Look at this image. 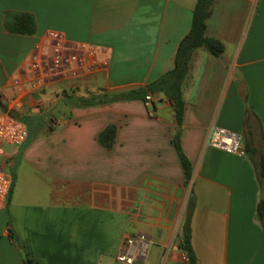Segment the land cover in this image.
I'll return each instance as SVG.
<instances>
[{"label":"crops","instance_id":"1","mask_svg":"<svg viewBox=\"0 0 264 264\" xmlns=\"http://www.w3.org/2000/svg\"><path fill=\"white\" fill-rule=\"evenodd\" d=\"M197 1L0 0V96L7 110L17 101L33 108L42 96L50 105L61 101L54 128L49 114L18 117L29 137L0 160L10 176L15 170L13 192L0 210V264H25V255L34 264H121L124 243L138 235L151 248L136 264H188L180 244L192 198L199 264H264L258 211L264 191L254 163L244 144L238 153L210 146L217 128L244 138L257 126L256 145L263 147L264 0L216 2L206 36L225 51L220 57L204 47L194 52L182 127L163 94L152 95L149 105L132 100L86 108L63 95L52 99L68 89L77 98L128 93L172 71ZM20 14L34 16V35L6 30ZM50 31L96 48L98 67L82 79L32 91L16 80ZM109 126L117 128L111 149L100 143ZM177 133L192 164L189 182L173 144Z\"/></svg>","mask_w":264,"mask_h":264},{"label":"trees","instance_id":"2","mask_svg":"<svg viewBox=\"0 0 264 264\" xmlns=\"http://www.w3.org/2000/svg\"><path fill=\"white\" fill-rule=\"evenodd\" d=\"M218 0H198L196 8L193 13L192 26L189 34L181 42L175 61V68L161 76L156 81L149 84L146 88L123 93V94H108L102 93L99 95H91L85 98H77L74 96H67L68 101L72 102L76 107H95L107 104H112L122 101L132 100H146L148 95L163 94L167 97L173 106L177 125L182 127L184 114L186 110V103L184 99V84L189 76L190 62L194 52L202 47L206 48L213 56L220 57L223 55L225 48L219 40L208 38L206 36L207 24L210 19L213 8ZM6 30L12 34L32 36L36 33L37 24L34 16L30 14H20L13 18V21L6 24ZM0 110L5 111L6 107L0 96ZM23 120V119H22ZM24 121V120H23ZM247 125L249 126V117L247 118ZM116 126H109L101 135L100 143L107 149H111L116 140ZM248 135L253 138L254 131L249 127ZM248 140L245 144V152L254 163L259 182L264 188V138L262 137L263 147L255 144L253 139ZM173 144L178 152L182 166L184 168L187 181L192 177V164L183 152L180 143V133L174 136ZM12 189L13 192L15 182V170H11ZM195 209V199L189 201L185 220L182 225L181 244L180 248L188 257V264H199L197 256L192 246V228L191 221L193 211ZM259 214L264 218V198L258 207ZM19 244L18 239L13 237ZM20 245V244H19ZM21 247V245H20ZM25 264H34V262L27 256H24Z\"/></svg>","mask_w":264,"mask_h":264},{"label":"built area","instance_id":"3","mask_svg":"<svg viewBox=\"0 0 264 264\" xmlns=\"http://www.w3.org/2000/svg\"><path fill=\"white\" fill-rule=\"evenodd\" d=\"M98 55L99 51L93 46L70 42L63 34L50 31L36 48L16 83L27 81L32 91H39L49 82L82 79L97 69ZM152 101L153 96H147L146 103L149 105ZM21 107L22 101H17L12 110L0 115V160L7 156V148H21L29 137L27 125L15 115ZM210 146L229 153H238L242 147L241 136L217 128ZM11 189L12 177L0 167V210L6 207ZM150 248L151 241L146 235L128 239L116 258L117 262L136 264L147 258ZM184 260L189 262L186 255Z\"/></svg>","mask_w":264,"mask_h":264},{"label":"rangeland","instance_id":"4","mask_svg":"<svg viewBox=\"0 0 264 264\" xmlns=\"http://www.w3.org/2000/svg\"><path fill=\"white\" fill-rule=\"evenodd\" d=\"M67 92L63 91L62 93L58 92V93H54L53 94V98H56V96L58 95H63L64 99L65 100H68V97L67 96H73L75 95V90L73 89H68L66 90ZM51 100H47V98L45 96H42V101L40 104H37L35 106H33V108H29V107H25L24 109H20L19 111L15 112V115L17 117H31V118H36L38 116H41V115H46V114H49V121H48V128L51 129V128H54V120L55 122H57V119L59 118V115H60V108H61V101L57 100L56 103H52L51 105L49 104ZM5 105V104H4ZM6 107V106H5ZM8 108L6 107V112L8 111L7 110ZM12 110V109H11ZM5 111H2L0 110V114L5 112ZM53 114H57V116H54ZM33 125L34 124H30L31 128L33 129ZM254 136L253 138L250 137L247 133L244 135V138H241V146L244 144H246V142L248 140H251V138L253 139V141L255 142V144H259L258 142L260 141V134H259V130L257 128V126L254 127ZM10 168L11 166L8 165L7 166V171L10 172ZM263 191H264V188H263Z\"/></svg>","mask_w":264,"mask_h":264},{"label":"water","instance_id":"5","mask_svg":"<svg viewBox=\"0 0 264 264\" xmlns=\"http://www.w3.org/2000/svg\"><path fill=\"white\" fill-rule=\"evenodd\" d=\"M180 131V130H179Z\"/></svg>","mask_w":264,"mask_h":264}]
</instances>
